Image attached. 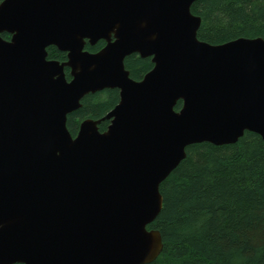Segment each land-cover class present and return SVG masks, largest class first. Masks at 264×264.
Masks as SVG:
<instances>
[{
    "label": "water",
    "instance_id": "obj_1",
    "mask_svg": "<svg viewBox=\"0 0 264 264\" xmlns=\"http://www.w3.org/2000/svg\"><path fill=\"white\" fill-rule=\"evenodd\" d=\"M195 1L0 2V264L150 263L159 186L186 147L264 141V38L198 39ZM132 53L153 64L140 80ZM105 88L118 102L72 136L68 115Z\"/></svg>",
    "mask_w": 264,
    "mask_h": 264
},
{
    "label": "trees",
    "instance_id": "obj_2",
    "mask_svg": "<svg viewBox=\"0 0 264 264\" xmlns=\"http://www.w3.org/2000/svg\"><path fill=\"white\" fill-rule=\"evenodd\" d=\"M191 11L201 18L198 39L210 44L264 38V0H196ZM104 45L101 39L84 48L95 52ZM47 53L66 60V53L54 46ZM124 64L134 80L153 66L150 57L137 53L126 56ZM65 73L69 79L68 68ZM118 100L116 88L86 94L67 117L72 136L83 119L100 118ZM107 124L101 122L99 130ZM159 188L162 207L148 228L160 231L163 248L146 264H264V141L257 133L245 131L232 144L187 146Z\"/></svg>",
    "mask_w": 264,
    "mask_h": 264
},
{
    "label": "flooded vegetation",
    "instance_id": "obj_3",
    "mask_svg": "<svg viewBox=\"0 0 264 264\" xmlns=\"http://www.w3.org/2000/svg\"><path fill=\"white\" fill-rule=\"evenodd\" d=\"M1 37L5 40H9L10 39V35L8 33H1Z\"/></svg>",
    "mask_w": 264,
    "mask_h": 264
}]
</instances>
